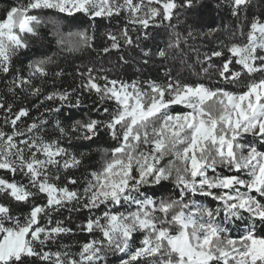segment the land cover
I'll list each match as a JSON object with an SVG mask.
<instances>
[{"label": "snow or ice", "instance_id": "1", "mask_svg": "<svg viewBox=\"0 0 264 264\" xmlns=\"http://www.w3.org/2000/svg\"><path fill=\"white\" fill-rule=\"evenodd\" d=\"M199 2L16 0L3 10L0 80L7 94L0 95V264H107L109 252L123 254L119 264H264V236L257 235V225L264 226V0L259 13L254 0H227L234 23L221 28H227L228 38L203 52L201 45L211 44L220 29L202 31L194 18H184ZM60 14L82 15L93 23L65 34L54 19ZM116 17L126 23L105 33L100 52L137 48L143 65L158 61L163 67L161 81L150 79L142 89L138 81L86 67L77 69L78 88L46 91L50 76L54 84L64 75L63 69H50L56 63L52 56L28 63L27 75L15 67V58L47 25L53 26L61 51L78 53L95 50L89 28L98 18ZM130 26L141 34L134 37ZM161 27L163 44L155 51L142 47L156 41L150 29ZM119 60L128 62L124 55ZM185 73L215 77L217 85L247 82L231 91L192 81ZM85 92L99 98L93 111L108 118L89 117L69 126L56 120L55 135L45 136V114L80 108ZM22 94L37 98V110L46 102L57 106L44 107L21 128L31 111L15 105ZM174 105L188 111L172 112ZM102 129L115 146L104 151L101 168L76 187L80 181L68 173L82 165L86 153L70 151L64 142L92 141ZM169 184L175 198L158 199L155 191ZM196 197L211 198L215 207ZM19 204L29 205L26 213L15 210ZM63 210L89 215L73 228L55 218ZM234 220L247 221L238 237L227 228ZM77 232L92 238L63 242Z\"/></svg>", "mask_w": 264, "mask_h": 264}, {"label": "trees", "instance_id": "2", "mask_svg": "<svg viewBox=\"0 0 264 264\" xmlns=\"http://www.w3.org/2000/svg\"><path fill=\"white\" fill-rule=\"evenodd\" d=\"M16 0H0V14L3 10L15 3ZM255 8L254 11L259 13L261 11V0H254ZM185 19L191 20L195 19L200 25V30L207 31L209 28H218L211 44L205 43L201 45V51H207L209 48L218 46L220 41L226 40L227 28H221V25H231L234 23L233 18L230 17L227 0H200L196 8L190 13L183 14ZM54 19L60 21L62 26V31L67 34L68 32H75L84 27H89L93 22L88 21L87 17L78 15L76 18L65 17L63 14L54 16ZM175 22V18H174ZM126 21L123 18L116 17L111 20L98 18L94 22V26L89 28L90 32L95 34L94 48L95 50H84L78 53H67L61 51L56 44V37L54 35V28L52 25H47L41 30V37L38 39H31L29 41L30 48L26 50L25 54L15 58L14 63L17 69L23 70L24 74L27 75V65L31 61L44 58L46 56H52L56 61L55 64L49 65L50 69L60 70L63 69L64 75L55 80L53 84V78L50 76L48 82L44 85L46 91H51L55 86L60 89H73L78 88L81 82V77L78 75L77 69L79 71H84L86 67H94L97 72L101 75H108L109 78L120 79L123 81L131 82L133 80L138 81L141 88H146V81L150 79H156L158 82L161 81L163 76V67L157 61L155 64L150 63L148 65H143L140 61V56L138 55L139 49H123L121 52L112 51L109 54H103L100 49L107 44L106 32H118L119 29L123 28ZM183 23V20L181 21ZM131 34L135 37L140 35V31L135 28H131ZM151 32L156 34V41L142 42L141 46H146L147 49L155 51V45L157 43L163 44L166 39L165 29L152 28ZM199 43V42H198ZM124 55L127 63H123L119 60V56ZM218 62V61H217ZM103 69V71H100ZM185 77L195 81L197 79H202L203 82L211 84V86H221L227 87L231 91H239L243 88V83H246V79L236 87L231 85L219 84L217 85L216 78L213 77L211 81L204 77L188 76L185 73ZM39 83V81H36ZM82 90L78 89L79 94ZM5 82L0 80V95H6ZM9 102H13V97L7 96ZM17 107L25 106L31 109L30 117L25 118L20 124L21 128H24L26 124L32 122V118H39L43 112L44 107H55L52 102H46L39 110H37L33 105L37 103V98L25 96L22 94L19 100L14 101ZM99 98L93 93H84L82 96V105L80 108H67L61 109L60 113L45 114V118L49 121L43 128V134L45 136L55 135V122L59 120L64 126H69L77 120H87L89 117L96 118L100 120H106L108 117L106 114L98 113L93 111L94 106L99 105ZM110 110L115 108V104L112 102H106L105 105ZM172 112H184L188 111L181 105H174L171 107ZM3 113H0V124H2ZM8 130V129H6ZM248 140H252V137H247ZM65 146L69 148L70 151L76 153H86L82 165L78 169L71 170L68 175L77 178L80 184L76 187H82L84 179L89 176L92 171H98L103 164L104 151L115 146V141L111 139L106 130H101L99 135L95 137L92 141L84 140H73L71 144L67 141L64 142ZM2 174V173H0ZM61 182H64L63 180ZM149 194H152V190H149ZM156 197L159 199L161 197L167 198L172 196L175 198L176 193L171 184L167 185L163 189H157L155 191ZM202 204L215 207L216 202L207 197H196ZM29 205L19 204L14 205L15 210L18 213H26ZM123 211L124 209H120ZM99 214V213H96ZM89 215L86 210H81L80 212L69 213L67 210H63L58 214H54L57 219H64L73 228L79 223H82L85 218ZM70 217V219H69ZM247 221L245 220H234L227 225L229 233L232 237H238L242 235L246 230ZM99 236L98 233L95 234ZM257 235L264 236V226L257 225ZM86 233L77 232L75 236H69L63 238V242L76 245L77 242H85L91 239ZM141 237L137 236V243ZM75 250V248L73 249ZM123 254L112 253L107 254V264H119V259Z\"/></svg>", "mask_w": 264, "mask_h": 264}, {"label": "rangeland", "instance_id": "3", "mask_svg": "<svg viewBox=\"0 0 264 264\" xmlns=\"http://www.w3.org/2000/svg\"><path fill=\"white\" fill-rule=\"evenodd\" d=\"M182 106V105H181ZM188 110V109H187Z\"/></svg>", "mask_w": 264, "mask_h": 264}]
</instances>
